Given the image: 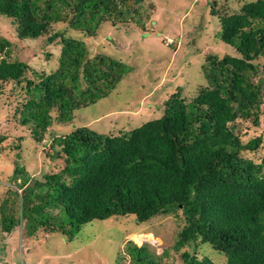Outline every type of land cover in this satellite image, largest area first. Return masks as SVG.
Segmentation results:
<instances>
[{
    "label": "trees",
    "instance_id": "trees-1",
    "mask_svg": "<svg viewBox=\"0 0 264 264\" xmlns=\"http://www.w3.org/2000/svg\"><path fill=\"white\" fill-rule=\"evenodd\" d=\"M142 2L0 0V17L17 37L46 35L47 44H61L58 68L35 71L30 79L28 62L10 59L12 42L0 35V82L25 83V99L12 117L19 115L18 125H27L35 142L50 139L49 161L64 162L39 179L18 163L16 153L14 186H7L0 204L1 230L24 226L28 234L62 233L72 240L95 220L132 216L145 222L180 211L185 224L173 248H188L181 252L185 264H216L197 257L202 243L224 253L227 264H264V157L256 163L241 155L264 146V139L244 142L236 130L238 120L259 125L264 113V0H246L238 10L220 7L218 0L207 3L219 19L217 38L237 55L206 56L205 83L190 96L178 86L161 102L158 118L118 135L88 126L58 129L72 121L75 110L115 89L128 67L110 56L89 58L86 43L67 28L99 37L104 24L149 18L140 11ZM6 139L0 133V145ZM148 247L128 240V264H157Z\"/></svg>",
    "mask_w": 264,
    "mask_h": 264
},
{
    "label": "rangeland",
    "instance_id": "rangeland-1",
    "mask_svg": "<svg viewBox=\"0 0 264 264\" xmlns=\"http://www.w3.org/2000/svg\"><path fill=\"white\" fill-rule=\"evenodd\" d=\"M210 1L143 0L140 11H147L149 18L117 27L104 24L99 37L67 28L69 36L86 43L89 58L110 56L128 67L115 89L97 102L75 110L72 121L58 129L69 133L76 127L88 126L100 133L118 135L158 118L161 102L178 86H182L185 96L194 94L197 85L205 83L202 64L206 56L237 55L233 46L217 38L219 19L210 14ZM218 1L220 7L227 4L228 10H238L246 0ZM0 35L12 42L9 58L30 65L28 78L35 79V71L50 73L58 68L61 44H47L46 35L20 39L14 26L1 17ZM24 99V82H0V133L7 135L0 145V204L8 195L7 186H14L10 177L16 153L21 154L18 163L27 164L28 171L39 179L60 170L64 163L62 159L48 160L45 149L49 138L35 142L30 128L18 125L19 115L12 117L15 107ZM236 130L244 142L257 136L264 139V113L259 125L238 120ZM17 143L19 148H15ZM241 155L260 163L264 146L244 150ZM184 224L180 211L160 214L145 222L123 216L88 223L72 240L62 233L28 234L24 226L12 233L2 232L0 227V264H128L130 257L123 254L128 240L148 244L157 264H185L181 252L188 248H173ZM165 249L169 251L167 255H163ZM196 255L199 259L209 257L216 264H227L226 255L208 243L200 244Z\"/></svg>",
    "mask_w": 264,
    "mask_h": 264
}]
</instances>
